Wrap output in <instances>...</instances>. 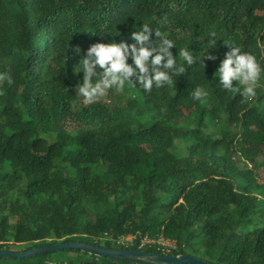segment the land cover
Wrapping results in <instances>:
<instances>
[{
	"label": "trees",
	"instance_id": "16d2710c",
	"mask_svg": "<svg viewBox=\"0 0 264 264\" xmlns=\"http://www.w3.org/2000/svg\"><path fill=\"white\" fill-rule=\"evenodd\" d=\"M145 23L174 42L178 65L181 48L197 63L185 64L173 87L149 94L126 85L108 90L109 104H84L75 67L89 46L132 44ZM227 45L264 69V0H0V72L10 69L14 81L0 84V250L74 241L117 248L120 236L148 235L174 240V256L194 250L208 264H264L256 170L264 169V71L257 99L241 104L215 76ZM204 54L217 56L205 68ZM198 86L209 93L203 103L191 99Z\"/></svg>",
	"mask_w": 264,
	"mask_h": 264
},
{
	"label": "clouds",
	"instance_id": "9594fccd",
	"mask_svg": "<svg viewBox=\"0 0 264 264\" xmlns=\"http://www.w3.org/2000/svg\"><path fill=\"white\" fill-rule=\"evenodd\" d=\"M154 31L148 24H144L140 31H133L131 40L134 42L95 43L89 46L81 58L79 66L75 67L83 73V82L77 83L74 91L81 97L83 103L88 105L98 102L106 96L108 90L115 89L118 93L125 91L126 85L136 88L137 85L146 93L153 88L161 89L164 86L176 85L174 76H183L188 67L197 63L189 48H181L178 52L183 61L177 64L176 56L171 51L175 47L171 39L163 38L160 31H155L156 40H153ZM216 33H210L209 49L216 47ZM230 50L220 62L215 76L218 77L222 90L239 94L241 104H249L257 99L256 89L262 71L256 57L249 52H241L240 48L227 45ZM75 52L81 49L77 46ZM207 53V52H206ZM217 56L207 54L203 56L200 64L205 68V60L215 61ZM132 63L129 64L128 61ZM238 86L234 87L233 82ZM7 82L13 84L11 70L0 72V84ZM2 94V93H0ZM209 96L204 87H196L191 92V99L205 102Z\"/></svg>",
	"mask_w": 264,
	"mask_h": 264
},
{
	"label": "water",
	"instance_id": "95a60500",
	"mask_svg": "<svg viewBox=\"0 0 264 264\" xmlns=\"http://www.w3.org/2000/svg\"><path fill=\"white\" fill-rule=\"evenodd\" d=\"M75 250L113 260H127L135 263L145 264H208L206 261L190 255H162L157 253H148L134 249H116L96 246L86 242L74 241L69 243L44 244L27 251L0 250V259H32L36 256L48 255L60 251Z\"/></svg>",
	"mask_w": 264,
	"mask_h": 264
},
{
	"label": "built area",
	"instance_id": "2783aa9c",
	"mask_svg": "<svg viewBox=\"0 0 264 264\" xmlns=\"http://www.w3.org/2000/svg\"><path fill=\"white\" fill-rule=\"evenodd\" d=\"M104 237H106V235ZM114 244L117 247L116 249H134L143 252L151 250L152 252L150 253L162 255H172L177 249V244L174 240L163 236L149 237L148 235H123L114 240Z\"/></svg>",
	"mask_w": 264,
	"mask_h": 264
},
{
	"label": "rangeland",
	"instance_id": "374dc122",
	"mask_svg": "<svg viewBox=\"0 0 264 264\" xmlns=\"http://www.w3.org/2000/svg\"><path fill=\"white\" fill-rule=\"evenodd\" d=\"M101 102H104V103H107L109 104L110 100L108 98V93L106 94V96H104L103 98L100 99ZM178 117L179 119L182 120V117H183V114L181 112L178 113ZM210 128V127H209ZM214 133L216 135L219 134V128L218 127H211L210 129L206 130L205 133ZM181 144V143H180ZM144 150L147 149V147H143ZM180 151L181 150V147L179 148ZM66 160H64V163H65ZM257 170V173L259 174V181L261 183H264V180H263V173H264V169L263 168H256ZM9 249L12 250V251H18L20 249H22V246L20 245H17V244H10L9 245ZM188 254L190 256H193L195 257V255L197 256H203L201 254V252L197 253L195 252L194 250H188ZM91 258V255H88L86 253H83V252H71V251H60V252H57V253H51L49 254V261H52V262H65V261H74V262H78L80 260H89ZM35 258H32V259H27L28 261H31L32 264L36 263L37 260ZM7 260V259H5ZM26 260V259H25Z\"/></svg>",
	"mask_w": 264,
	"mask_h": 264
}]
</instances>
